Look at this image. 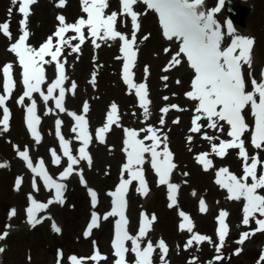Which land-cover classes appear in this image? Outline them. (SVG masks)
Listing matches in <instances>:
<instances>
[{"label": "bare ground", "instance_id": "1", "mask_svg": "<svg viewBox=\"0 0 264 264\" xmlns=\"http://www.w3.org/2000/svg\"><path fill=\"white\" fill-rule=\"evenodd\" d=\"M213 1L215 2L208 3V8L210 3L219 4L218 0ZM227 1L225 0V2ZM231 1L237 3L241 11V17L237 19V22L231 20L225 3L221 7V11L216 13L215 18L222 25V31L225 32L223 45L227 42V37L232 39L234 35L255 38L251 69L247 65L243 66L244 70L242 69L246 85L250 84L252 90L251 79L255 78L259 81L263 78L262 73H264V0ZM18 8L19 4H14L13 0H0V23L9 22L12 33L11 38H9L0 32V79H4L3 67L11 63L13 66L12 75L16 82L11 96L6 100L7 103L19 99L25 91L19 58L15 53L10 51L11 44L22 34L20 21L23 19V15L18 11ZM134 8L138 13H141L139 16V30L136 31L134 29L131 17L127 15L118 16L116 28L129 37L135 31L136 44L134 47L137 55L131 71L134 74V83L147 84L148 99L151 101L148 106L149 113L147 116H145L140 106L139 97L136 95L135 89L131 88L124 80L123 64L126 61L121 51L123 42L120 39L101 40L93 38L87 29H85V42L80 45L79 52L72 50L74 43H79L78 34L69 31L65 35L66 40L71 37L77 38L71 39L70 43L64 45L62 55L59 57L61 62L65 64L66 79L63 86L66 89L64 100L66 111L61 112L56 109L54 100L50 99L45 102L40 93H33L30 98L25 97L21 111H27V107L30 106L31 101L34 99L37 105V115L44 123L48 122L49 119L61 118L63 123L59 130L65 135L66 140L71 142L70 146L73 147L74 155L77 158H79V149L83 146V142L76 139L78 132H73L76 121L70 113L75 112L78 115L85 116L88 126L87 130L90 135V142L86 151L89 153L92 151L91 163L86 159H80L79 163L74 165V168L75 173H82V175L80 177L72 176L70 179L72 180V184L75 183V187L78 184H82L85 188L81 185L79 186L84 190L88 192L90 190L95 191L96 201H99L98 204L100 206H105V211L109 209L111 199L107 183L114 181L116 177L129 176V173L123 169V165L127 162V153L124 151L126 147L125 140L127 139L125 130L136 129L139 131V138L143 139L149 133L140 130H146L149 126H152L159 130L158 135H161L162 139L166 135L167 139L161 144V149L166 145L173 153L176 168L171 173L170 183L179 185L176 196L177 203L170 207V212L172 213V218H176V222L180 225L183 222V217L179 215V212L182 209L192 210V212L186 211L185 213L190 216L194 224L192 232L186 229L181 230L180 227L176 228L174 231L175 238L179 245L175 246V248L179 252H184V250H186L185 252L190 250L195 251L196 247L200 246L201 243L194 242L191 247H185V245L194 234H201L199 227L203 228L205 222L210 219L208 211H200V201L195 196V193H201L202 191L211 195V197L213 196V213L216 215L217 212L219 217L221 211H226L228 213L226 217L228 228L229 230L235 229L236 225H239V212H243L246 201L243 199H230L228 191L216 183L217 172L220 168L227 167L232 173L242 176L244 161L239 156L238 149H229L223 157L212 152V144H218L223 138L230 137L228 135L229 128L225 122H221L223 124V131H219L209 128V122L202 118L200 121L203 125L201 131L195 133L190 131L193 127V118L197 114L195 108L198 106V102L189 99L185 94L192 90L191 84L194 71L184 54L178 57L181 61L180 64L168 67L175 54L179 51L180 42L176 39L169 41L163 35L160 22L154 10L147 9L142 2L135 5ZM10 9L11 12L9 11ZM113 11L122 12L120 0H108V8L105 10V14H110ZM61 15L65 17L67 23H75L80 17H84L85 13L82 11L81 0H66L65 5L62 7L59 6V0H36V3L30 6V15L28 17V31L30 35L28 43L32 47L39 48L48 37L52 36L53 43L56 44L59 38L54 36V27L57 23H60L58 17ZM229 20L235 29L233 36L227 34V22ZM69 33L70 36L67 38ZM146 36L147 39H145ZM94 39L95 43H93ZM96 45L99 46L97 47ZM45 59L50 60L51 57H46ZM44 66L46 82L42 85V90L46 93L48 85L56 79L58 72L55 62L46 63ZM166 68L168 70H165ZM94 74L95 82L93 83ZM165 76L168 77L167 80L162 79ZM73 82L76 84L74 94L71 91ZM57 94L58 90L54 95ZM2 95L6 94L2 92ZM164 97L168 99H164ZM85 103L89 106L86 113L83 110ZM113 103L118 107L119 119L116 123H113L110 131L105 134L104 141H101L98 136V129L106 124L107 114L111 110ZM171 105H178L179 109L171 108ZM165 106H169V111L166 114L161 111ZM244 113L245 121L249 125V131L245 132L242 138L251 157L255 156L258 150L251 143L255 120L250 106L245 108ZM161 118L164 120L163 124L160 123ZM177 120L179 121L178 123L174 122ZM9 125L5 130L4 126L0 124V132L9 136V129H11ZM205 133L210 137H214V139H205ZM189 136L192 137L190 142L188 140ZM48 139L52 138L48 136ZM145 143L151 144V141L145 140ZM53 149L61 157L60 164L54 162ZM27 151L30 159L44 156L46 163L52 166L51 171L53 175L56 178L60 177L57 167L64 164L67 159L59 154L58 143L56 141L52 142V145L46 147L38 156L35 155L36 152L33 150ZM19 152L17 156H20ZM204 152L210 154L209 158L213 162V166L208 170H205L203 165L197 160L198 154ZM261 160H264V156ZM150 161V154H145V163L142 167L144 176L153 187H156L154 197H167L169 204H171L169 189L167 185L159 184L158 174L152 168ZM20 169L23 170L22 177L25 180V183L21 182L22 185L20 186L24 184L29 189L26 192L23 190L17 191L20 194L18 198L29 197V194H31L38 202L47 203L49 200L55 201L54 188L51 189L50 194L49 188L45 185L41 176L34 173L29 167L21 166ZM260 173H264V167L258 168V174ZM199 177L204 178L203 185L206 186V190L195 185V180ZM28 181H31L33 186L28 187L26 185ZM33 187L38 188V190ZM69 193H71V187L64 198L69 196ZM128 197L130 198V231L131 235L135 236L139 232L138 226H136L135 214L137 208L142 204V199L136 188L130 190ZM83 208L85 210L86 206L84 205ZM42 211L44 213L39 217L42 222L38 225L44 224L45 228H48L52 232L51 235L56 240H59L57 238L59 235H62V237L69 236L71 225L69 223L70 217L65 215L66 199L62 200V202H53ZM107 213H102L100 217L104 228L111 222L112 218V216H109L107 219H104ZM73 215L75 216V214ZM165 215H167V212ZM92 218H90V221H92ZM254 218L251 219L253 220ZM54 226L58 227L60 231H55ZM214 234H208V237L214 242L207 243V246L214 245L217 242L219 244V235L213 236ZM148 241L153 243L155 249L152 255V264L169 262L171 252L168 251L166 255H163L162 250L158 247L160 240L155 237L153 232H148L142 239V247L146 246ZM128 244L127 247L131 248V241H128ZM102 256L106 257V259L99 261L112 264L111 260L115 257V252L109 251ZM126 258H130L132 263L135 264L136 257L134 253L129 251ZM83 264H90V260L84 257Z\"/></svg>", "mask_w": 264, "mask_h": 264}, {"label": "snow or ice", "instance_id": "2", "mask_svg": "<svg viewBox=\"0 0 264 264\" xmlns=\"http://www.w3.org/2000/svg\"><path fill=\"white\" fill-rule=\"evenodd\" d=\"M142 2L146 5L147 9L154 10L158 13L159 22L163 28V35L169 40L174 38L180 42L179 51L175 54L168 67L178 65L181 63V54H184L190 67L194 71V77L191 84V91H188L185 95L198 102V106L195 108L197 113L192 121L193 127L190 129L192 132H200L203 125L200 123L201 119H206L208 127L211 129L223 131V124L225 122L229 126L228 135L231 137L229 140H221L218 144H212V152L216 155L223 157L227 154L229 149H238L239 156L243 159V175L237 176L232 173L227 167L220 168L217 172L216 183L225 188L229 193V198L234 200L243 199L246 201L243 208L244 217L243 224L248 225L250 219L253 217H260L255 220L258 225L257 229L253 232H244L239 240L240 244L250 236L254 235L255 231H264V194H261L259 190H264V173L258 174V168L264 167V161L259 158V155L249 156L245 147L244 133L249 131V125L246 123L243 116V110L246 107H251L252 115L255 120L254 130L251 137L252 145L261 149L264 148V78L257 80L251 79L252 90H247L246 80L243 73V66L247 65L249 69L252 66V50L255 44L254 37H248L243 35H234L231 42L227 46H223V40L225 32L222 31L221 25L215 18L216 13L221 11V7L224 6L225 0H218L219 6L213 7L210 10H201L205 4V0H120L122 6V12H111L105 14V10L108 8V0H81L82 11L87 14L85 17H80L75 23H67L63 15L58 17L60 26L54 33V36L59 38V41L54 44L53 37L48 39L40 45L39 48L32 47L28 43L29 31H28V17L30 15V6L36 3V0H13V3L19 4L18 11L23 15V19L20 21L22 27V34L19 38L11 44L10 51L15 53L19 58V64L22 67V80L25 86V91L19 98L18 103L23 104L25 97H32L33 93H40L45 102L51 100L55 101V107L61 112L66 111L64 107V100L66 89L64 88L65 64L61 62L59 57L62 55L63 47L65 44L71 42V39L77 37H71L65 39V34L69 31L78 34L79 43L72 47V50L79 52L80 45L85 42V29H87L93 38L104 39H120L123 42L121 51L125 59L123 65V73L125 82L136 91V95L139 97L140 106L142 107L145 116L149 113V104L151 101L148 99L147 84L146 83H134L133 72L131 69L134 67L137 51L135 50L136 35L135 31L129 37L127 34L121 33L117 30L116 24L118 16L127 15L131 17L133 27L136 31L139 30V16L134 6ZM66 0H59V6H64ZM11 12V9L9 10ZM0 32L5 36L11 38L12 33L10 31V23L5 21L0 23ZM235 29L232 22H227V34L233 36ZM147 39V36L145 37ZM95 43V39L93 40ZM97 47L99 45H96ZM166 51H168L166 49ZM46 57H51L50 60H46ZM55 62L58 75L54 81H52L46 90V93L42 90V85L46 82V74L44 64ZM12 64L8 63L3 67L4 75V89L6 95H0V106L6 104V100L11 96L15 88V79L12 75ZM165 70H168L167 68ZM264 77V73H262ZM162 79L167 80L165 76ZM95 82V74L93 75V83ZM179 83V81H177ZM75 82L71 85V91L75 92ZM58 90V95H54ZM164 99H168L164 97ZM88 104L85 103L83 110L86 113L88 111ZM171 108L179 109L178 105H171ZM37 105L33 99L30 106L27 107V125L31 130L32 135L37 141L41 139V136L37 130L40 117L36 112ZM163 113L169 111V106H165L161 109ZM3 119L0 120L5 130L9 124L10 112L9 109L4 106ZM76 121V126L73 128V132H78L76 136L77 140L83 142V146L79 149V158L72 154L70 149V141L66 140L63 135L60 134L59 129L63 123L61 120L56 121L57 134L60 138L63 147V154L68 158V166L61 173V179L70 176L74 171V165L79 163L80 159H86L91 163V157L86 151L89 142L90 135L87 130V120L84 115H78L75 112L70 113ZM118 107L115 103L111 105V110L107 114V122L104 126L98 129V136L101 141H104L105 134L110 131L113 123L118 121ZM178 123L179 121H174ZM160 123L163 124L164 120L161 118ZM127 139L125 140V149L127 153V162L123 165V169L129 173L128 179H122L119 186L110 195L114 197L113 207L108 212L104 219L109 216H118L119 219L115 225V239L113 247L115 249V264H128L126 259L127 253L131 251L135 254V264H152V255L155 251L153 243L148 241L146 246L142 247V239L147 235L148 230L152 222L156 219L155 215L149 218L144 215L143 222L139 228L138 235H130L126 230L127 218L126 211V192L128 186L133 181H138L140 184V191L144 194H148L147 182L145 180L144 171L142 165L145 163V154H150L151 166L158 174L159 184L167 185L170 194L171 206L177 203V191L179 185L170 183V176L172 171L176 168L174 163L173 153L165 145L161 149V144L167 139L165 135L163 139L161 135H158L159 130L155 127L149 126L148 129H141L140 131H147L149 135H146L143 139L139 138V131L136 129H126ZM205 139L212 140L214 137H210L207 133L204 134ZM145 140H150L151 144H146ZM189 142L192 137H188ZM19 155L25 161L27 166L37 175L43 177L45 185L49 189H55V201L49 200L47 203L38 202L35 198L29 194L30 206L27 208V216L29 222L34 227L41 223V219L37 218V214L46 209L49 204L53 202H62V190L65 188L63 183H59L54 180L47 172L45 164L41 159L39 166L33 165L32 160L29 157L27 150L20 151ZM52 155L55 158V163L60 164L61 157L56 154L55 150H52ZM209 153H200L197 156L198 162L203 165L205 170H208L213 166L212 160L209 158ZM250 161V162H249ZM3 166V165H0ZM82 175V173H81ZM251 181V182H249ZM22 182V178H18L16 182V189L19 190V186ZM86 183V182H85ZM38 190V188H37ZM93 205L96 203V193L90 190ZM200 211H207L206 202L202 199L200 201ZM16 211L12 209L10 216H15ZM183 217V222L179 225L181 230L193 231L194 224L190 216L183 211L179 213ZM228 213L221 211L218 217L219 228V244L216 248L217 253L224 247L226 237L228 235V225L226 223V217ZM98 227V218L96 214H93L91 223L88 226V230L85 235H89L93 228ZM55 231L59 232L60 229L55 227ZM8 235L4 232L0 235V239H3ZM131 241L132 247L126 246V242ZM211 242V238L199 233L194 234L186 243L185 247H191L194 242ZM158 247L162 250L163 255L168 252V247L163 239L159 241ZM4 251L0 248V253ZM239 254V249L237 250ZM62 255V253H61ZM72 264H83V258H77L75 255L70 257ZM92 260L99 261L106 259L102 256L97 249L95 254L91 257ZM163 259V256H162ZM223 259L222 255H217L215 260L219 261ZM261 260L264 261V254L261 256Z\"/></svg>", "mask_w": 264, "mask_h": 264}, {"label": "rangeland", "instance_id": "3", "mask_svg": "<svg viewBox=\"0 0 264 264\" xmlns=\"http://www.w3.org/2000/svg\"><path fill=\"white\" fill-rule=\"evenodd\" d=\"M59 26L60 24L55 26V32ZM69 36L70 33L67 35V38H69ZM248 89L250 91V86H248ZM2 92L3 85L2 79H0V95H2ZM18 100L19 99L12 100L10 103L6 102L4 105L10 112V125H8L11 129H9V136L0 132V165H3L0 166V235L4 232L8 233L6 237L0 239V246L5 248L4 260L1 264H69L70 257L73 255L79 258L82 257L83 259L84 257L88 258L90 264H102V261L92 260L91 257L95 254L97 249L102 255H105V253L109 251H115L111 243L113 241V223L116 217L114 216L105 228L103 227V222L100 220L98 222V227L93 228L91 233L86 235L87 237H84V234L88 230L91 214L95 213L94 210L102 211L105 209V206H100L99 204L96 206L92 205L90 202V193L79 185L75 187V183L72 184L70 178H68L67 181L70 184L71 193H69V196L62 199H66L65 215L70 217L69 223L71 228L69 236H58L57 238L59 240H56L51 235L52 232H50L48 228L46 229L44 224L41 226L35 225L33 227L29 222L26 210L30 205V199L28 196L18 198L20 194L17 192L19 190L26 192L29 188L23 184V186H19V190L16 189L18 178H22V183H25L22 177L23 170L20 169L21 166H28L27 161L17 156V153L24 150H33L36 152L35 155L38 156L46 147L52 145V142L56 141L58 143L59 154L63 155L62 143L56 129V121L61 120V118L56 117L54 119H49L48 122L45 123L40 120L37 125V130L41 139L37 141L28 128L26 121L27 111H21L23 104L18 103ZM4 106H0V120L3 119ZM11 107H13V111ZM59 132L63 135L60 130ZM48 136L52 139L49 140ZM63 137L66 139L65 135H63ZM49 141H51V143H49ZM45 142L46 144H44ZM71 151L74 155L72 149ZM257 154L260 159L263 158L264 148L258 149L256 151V155ZM91 155L92 151L90 157ZM44 158V156H38L31 160L33 165L38 167L39 161L42 159L48 174L53 178V172H50L52 166H47ZM65 158L67 161L57 167L58 175L68 166V158L66 156ZM121 180V178L116 177L114 181L108 182V191L110 192L116 184L119 185ZM203 182L204 178L199 177L195 180V185L206 190L207 188L203 185ZM132 184L134 183L132 182ZM26 185L28 187L31 186V181H28ZM155 189L156 187L152 186V189H149L151 192L142 198V206L148 209L152 216L155 215L156 217L151 224L155 237L158 240L160 238L163 239L167 246H169L170 242L172 244V248L170 250L168 249L169 252H171V257L169 262H166L167 264H264V261L261 260V256L264 254V232L250 235L243 244L239 243L241 235L244 232H250L255 223L254 221L251 225L244 228L242 222L244 212H239V225H236V228H233L231 230L232 232L228 233L227 240L225 241L224 247L220 250V253L216 251L218 242L214 245L207 246V243L214 242L212 239L211 242L205 241L201 243L200 246L196 247L195 251L190 250L185 252L186 250H184L185 253L179 252L177 248H175V246L179 245L174 232L177 228L176 218H172L171 209L165 197H154ZM259 191L261 194H264V190ZM195 196L198 197L199 200L203 199L206 202L208 214H210V219L205 222L204 227H199L200 233L208 236V234L215 233L219 225L218 218L215 217L212 211L213 196L211 197V195L203 193L202 191L201 193L196 192ZM113 200L114 198L112 196L110 199V207H113ZM84 205L86 206L85 210L83 208ZM142 206L137 208L136 217ZM12 209L16 211L15 216H10V211ZM166 212L167 215H165ZM73 214H75V216ZM40 216V213H38L37 218ZM97 218H100V214H97ZM257 218L258 217H256V219ZM104 230L105 232H103ZM215 235L216 234L213 236ZM238 249L239 254H237ZM218 254L222 255L223 259L219 261L215 260ZM68 258L69 262H65Z\"/></svg>", "mask_w": 264, "mask_h": 264}, {"label": "water", "instance_id": "4", "mask_svg": "<svg viewBox=\"0 0 264 264\" xmlns=\"http://www.w3.org/2000/svg\"><path fill=\"white\" fill-rule=\"evenodd\" d=\"M229 7H230V10H231L233 16L234 15H237L238 17L241 16L240 8L238 7V5L235 2H230ZM65 191H66V188H64V192Z\"/></svg>", "mask_w": 264, "mask_h": 264}]
</instances>
